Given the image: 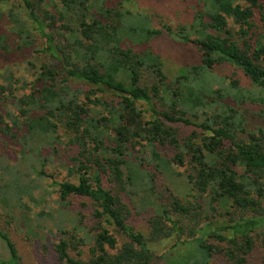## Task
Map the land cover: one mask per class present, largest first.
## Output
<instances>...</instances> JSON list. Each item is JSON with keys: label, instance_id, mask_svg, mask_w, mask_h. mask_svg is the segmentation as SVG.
I'll list each match as a JSON object with an SVG mask.
<instances>
[{"label": "trees", "instance_id": "16d2710c", "mask_svg": "<svg viewBox=\"0 0 264 264\" xmlns=\"http://www.w3.org/2000/svg\"><path fill=\"white\" fill-rule=\"evenodd\" d=\"M21 1L27 25L19 13L8 11L17 45L11 47L2 33L0 51L26 56L33 50L26 60L33 79L18 80L11 70L2 76L0 138L37 179L54 178L44 167L55 157L69 159L64 168L76 178L54 183L55 232H45L25 214L14 217L1 199L5 223L15 220L27 238L42 232L40 248L60 264H215L216 256L245 264L255 237L264 241L259 0H243L246 6L240 0H190L192 21L177 32L163 22L149 32L152 14L123 8L128 0ZM149 33H166L183 48L200 37L201 62L169 78ZM36 36L41 48L34 46ZM217 66L238 71L248 84L215 75ZM78 82L82 88L73 86ZM15 89L23 93L17 96ZM0 168L10 177L17 172L4 162ZM174 177L184 184L182 197L168 182ZM19 179L5 185L17 199L30 191ZM71 198L87 202L74 205ZM85 211L91 227L82 225ZM145 211L146 235L132 222ZM64 214L72 218L65 220ZM169 238L175 242L168 252L151 250L149 243ZM0 247V264H24L1 228ZM174 247L196 254L189 261L173 259Z\"/></svg>", "mask_w": 264, "mask_h": 264}, {"label": "rangeland", "instance_id": "374dc122", "mask_svg": "<svg viewBox=\"0 0 264 264\" xmlns=\"http://www.w3.org/2000/svg\"><path fill=\"white\" fill-rule=\"evenodd\" d=\"M181 1L182 0H175L172 2L170 0H128L126 3L122 4V7L127 10H130L133 13H151L153 23H151V21L149 22V32H151L152 29L160 28L162 22L168 25L173 32H177L179 30V26H189L193 18L192 15L194 13L193 4L190 5V0H188V2L183 1L182 3ZM239 3L245 6L247 5V3H245L243 0H240ZM259 3L264 6V0H259ZM180 4H184V6L181 7ZM161 6H163V8L160 9ZM189 6L192 8L191 11ZM170 10L174 12V16L170 15L172 13H170ZM8 11L19 13L20 19L23 21V23H25V25H27V18L21 0L0 1V14H2V18L0 20V34L6 33L9 38V44L11 45V47H14L15 45H17V37L14 33L11 32V30H9L13 27L14 24L11 21V18L8 17ZM184 11L186 13H183ZM258 28L260 32L264 33V23L259 24ZM152 34L153 33H149V36L151 35L152 37L151 42L153 44V48H155L154 51L161 57L164 63V72L169 78L175 77L181 72H184L182 70L183 68H187L191 65L201 62L200 53L198 51H200V48H203L204 46L201 43V41L203 40L200 37L197 39L200 40L199 43L197 41L191 43L189 42V44H184L183 48L182 46H177V43L172 40V37H170L166 33H164L161 37H155ZM36 37L37 39H35L34 46L36 48H41V41L39 40L38 36ZM25 52V54H27L26 56H23L24 54L19 55L16 53H12L9 56L4 55L3 52L0 51V84H3L5 82L2 76H4L9 70L13 72L12 76L18 80L27 79L28 82L32 81L33 77L28 73L26 60L30 59V55H35V53L33 52V50ZM214 73L215 75L224 78V80L226 79L229 81L228 78H232L234 80H241L240 83L242 85L248 84V80H244L241 73L239 74L238 71L236 72V70H233L231 67L217 66L214 69ZM19 85L20 84L14 83L13 87L18 88ZM73 86L77 88H82V85H80L79 82L74 83ZM247 87H249V85ZM13 93L17 96H20L23 91L15 89ZM140 106L144 107L142 105ZM145 115L148 119L149 113H146ZM8 147V141L0 138V162L15 166L17 172H15L12 177H10L9 175L3 173V168H0V200L4 199L7 202V205H9L10 208L12 207V209L15 211L14 212L12 210L11 212L14 217H20L21 214H25L27 217L30 218V221L34 225L45 227L47 229L45 232H55L57 228L56 220L58 219V214H54L52 210L55 211L58 209V205L55 204V200H57L58 198V187L54 183H59L69 179L74 180L76 178L64 168V165L70 164L69 159L58 157L53 158L51 161L45 164L44 169L46 173L52 175L54 178L52 180L46 177H41L37 179L35 174L28 170L27 163L25 165V160H22L23 158H21L18 152L13 151L15 150V148L10 149V147ZM148 155L149 153L144 154V156L146 157ZM37 163H39V161H37L36 164ZM172 166H174L175 168V165ZM35 168L37 170L40 169L39 167ZM174 170L177 173L182 171L181 168H175ZM16 178H20L19 180H21L24 184L30 187V191L28 193L20 195V199H17L14 196L12 190L5 188V185L9 182L10 179L16 180ZM175 180L176 178L174 177L173 180L170 179L168 180V182L172 181L173 188L175 187V189H173L174 193L179 194L182 197L186 193V191H184V184H181V180L179 182H176ZM31 185L33 187H31ZM71 201L74 205H80L83 202H87V200L83 198H71ZM124 201L128 202L127 197H124ZM136 202H140V198H137ZM89 205L91 206V203H89ZM1 208L2 207L0 204V215L2 216V214H4L3 212L6 211H2ZM89 209H91V207H89ZM148 212L145 211V213L136 216L135 218H133L132 221L135 228L137 230L143 231L145 235L147 234L148 227ZM84 213V223H82V225L84 227L93 226V222L85 220L87 217V212L85 211ZM1 216L0 228L8 232L10 238L13 240V242L18 248V251L22 256L24 264H60L58 262H55L53 260V257L49 255L48 252L40 248L39 245L43 244V239H39L40 235L41 237L43 235L42 232L36 230L40 233L39 236L28 234L29 238L31 239L30 240L29 238H27V236H24L23 228H21L15 220L13 224L7 225L5 223L4 217L2 218ZM63 217L65 220H69L70 218H72V215L64 214ZM109 229L110 231L112 230L111 227H109ZM90 230H92V228H90ZM113 235L117 238L120 243L121 237L114 232ZM29 240L32 242H30ZM174 242V238H169L149 244L151 250L156 255H161L163 253L168 252L172 248ZM254 244L255 249L251 252L250 256L247 257L248 259L245 264H264V241L262 242L260 241V239L255 237ZM46 245H48L49 247V244ZM49 249L50 247L48 248V250ZM37 251L39 253H37ZM40 254H44L42 255L43 257H40ZM195 254L196 253L194 251L190 249L186 250L185 247H180V249L179 247H174L172 249L173 259L179 257L186 259V261H189L190 259L194 258ZM2 256L3 252L1 251L0 247V257ZM212 262L215 264H231L228 262L226 263L223 259L220 258V256L214 257Z\"/></svg>", "mask_w": 264, "mask_h": 264}]
</instances>
